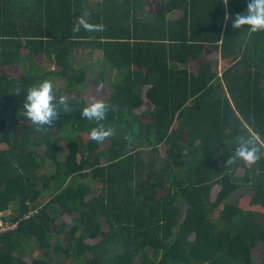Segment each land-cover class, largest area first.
Wrapping results in <instances>:
<instances>
[{
    "label": "trees",
    "instance_id": "obj_1",
    "mask_svg": "<svg viewBox=\"0 0 264 264\" xmlns=\"http://www.w3.org/2000/svg\"><path fill=\"white\" fill-rule=\"evenodd\" d=\"M224 2L0 0V216L21 218L0 264H264V30ZM83 48L98 62L76 66ZM85 68L103 121L82 115ZM45 79L67 107L41 128L23 102Z\"/></svg>",
    "mask_w": 264,
    "mask_h": 264
},
{
    "label": "clouds",
    "instance_id": "obj_2",
    "mask_svg": "<svg viewBox=\"0 0 264 264\" xmlns=\"http://www.w3.org/2000/svg\"><path fill=\"white\" fill-rule=\"evenodd\" d=\"M227 2L228 0H225L224 3L227 4ZM229 18L233 28L248 25V30L251 32L264 30V0H247L245 10ZM15 91L19 94V87ZM61 105L67 107L65 98L54 94L53 82L47 79L30 86L24 93L25 116L41 128L53 123L60 113L58 109ZM107 108L108 105L103 100H96L83 107L82 115L90 121H103ZM113 134L114 130L103 124H97L89 130L90 138L100 142L110 138ZM256 151L255 146H251V141L241 138L237 141L235 156L253 161L257 158Z\"/></svg>",
    "mask_w": 264,
    "mask_h": 264
},
{
    "label": "rangeland",
    "instance_id": "obj_3",
    "mask_svg": "<svg viewBox=\"0 0 264 264\" xmlns=\"http://www.w3.org/2000/svg\"><path fill=\"white\" fill-rule=\"evenodd\" d=\"M80 52L81 53L75 55V61H76L75 64H76V66H79V65L80 66H84L86 64H89L90 61H92V62H98V60H96L97 59L96 56L90 57L91 59L89 57H87V55H86L87 49H84L83 48V49H81ZM100 63H103V62H100ZM228 63H229L228 60L219 59L218 60V63H217V69L219 71H222L228 65ZM101 66H102V64H101ZM85 69L87 70L88 74H87L86 88L84 90H88L89 89L90 90V96L96 98L95 100H98L101 95H99V93H97V91H95V89L101 90V88L103 89L104 86H102V85H100V86L94 85L91 82V78H90L91 72H92L91 69H88V68H85ZM13 70L17 74L20 73L19 67L18 66H15V65L9 66V67H6V68H3V71H5V72H11ZM108 74L109 73H107V77H108L107 80L110 82L111 79H109V78L111 76H110V74L109 75ZM52 82H53V87H55V86L61 85L62 82H63V80L61 81V80L58 79V80H53ZM74 94H76V93H74ZM76 95H78V94H76ZM146 107H150V104L144 103V105H142L141 109L146 108ZM73 137H77V135L76 134L71 135V138H73ZM65 151H66V147L61 151L59 157H61L65 153ZM45 167L48 170V172H50L53 169V165L49 161L46 162V166ZM216 189L217 188H214L212 190V196H213L214 192L216 191ZM238 199H239V197L237 198L236 195H234V196L231 197V200H233V201H237ZM254 209L259 210V208L257 206H254ZM32 249H33L32 247H30L29 249H27V254L25 255V259L29 263L31 261V258L36 255V251L35 250H32ZM253 253H254L256 259L259 260L260 259V256H261V248H259V247L254 248V252ZM62 264H68V263H62Z\"/></svg>",
    "mask_w": 264,
    "mask_h": 264
},
{
    "label": "built area",
    "instance_id": "obj_4",
    "mask_svg": "<svg viewBox=\"0 0 264 264\" xmlns=\"http://www.w3.org/2000/svg\"><path fill=\"white\" fill-rule=\"evenodd\" d=\"M31 213L33 212H29L28 214H25L24 217H28L29 214ZM20 219L21 218L12 220V219H8V218H4L3 216H0V232L15 228Z\"/></svg>",
    "mask_w": 264,
    "mask_h": 264
},
{
    "label": "crops",
    "instance_id": "obj_5",
    "mask_svg": "<svg viewBox=\"0 0 264 264\" xmlns=\"http://www.w3.org/2000/svg\"><path fill=\"white\" fill-rule=\"evenodd\" d=\"M150 8H151V7H150ZM107 73H109L111 77L114 76V75H113V72H109V71H107V72H106V76H107ZM109 74H108V75H109ZM145 103H146V104H150V103L147 102V101H146ZM150 106H151V105H150ZM146 108H149V107H146ZM5 213L7 214V211H6Z\"/></svg>",
    "mask_w": 264,
    "mask_h": 264
}]
</instances>
